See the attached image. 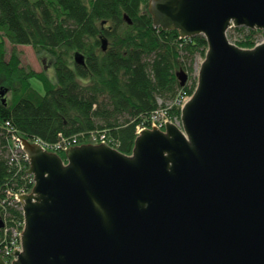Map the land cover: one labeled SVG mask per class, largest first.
<instances>
[{"label": "water", "instance_id": "95a60500", "mask_svg": "<svg viewBox=\"0 0 264 264\" xmlns=\"http://www.w3.org/2000/svg\"><path fill=\"white\" fill-rule=\"evenodd\" d=\"M149 12L208 44L182 123L144 130L130 156L105 142L63 160L25 140L35 186L12 264H264V42L228 38L264 31V0H149Z\"/></svg>", "mask_w": 264, "mask_h": 264}, {"label": "trees", "instance_id": "16d2710c", "mask_svg": "<svg viewBox=\"0 0 264 264\" xmlns=\"http://www.w3.org/2000/svg\"><path fill=\"white\" fill-rule=\"evenodd\" d=\"M259 33L231 28L228 38L252 49ZM25 46L51 60L54 82L22 65L18 47ZM207 50L202 35L183 39L178 31L154 27L149 0H0V89L10 96L6 103L0 96V256L24 229L15 196L35 186L18 139L50 150L95 145L94 137H104L109 147L130 156L139 127H150L156 113L181 120V105L197 86L189 76ZM76 53L84 56V66L75 63ZM180 70L188 75L184 86ZM33 79L45 94L32 87ZM55 152L66 159L65 152Z\"/></svg>", "mask_w": 264, "mask_h": 264}, {"label": "rangeland", "instance_id": "374dc122", "mask_svg": "<svg viewBox=\"0 0 264 264\" xmlns=\"http://www.w3.org/2000/svg\"><path fill=\"white\" fill-rule=\"evenodd\" d=\"M257 44L264 42V31H260L259 34L256 35ZM10 49V48H9ZM18 50L22 52V65L25 67H30L35 72H45L49 79L54 82L55 80V71L52 67V63L50 59L39 57L34 50L31 47H18ZM204 58L197 57L194 64V73L189 78H192L190 81V84H193L194 80L197 82L198 79V72L201 66V63L203 62ZM32 87L37 90L42 95L45 94V88L44 86L37 80L33 79L31 81ZM1 90V89H0ZM10 99V96L7 95L5 98ZM3 260L5 257H2ZM7 264H9L6 260H4ZM14 261V260H13ZM12 264V263H11Z\"/></svg>", "mask_w": 264, "mask_h": 264}, {"label": "built area", "instance_id": "2783aa9c", "mask_svg": "<svg viewBox=\"0 0 264 264\" xmlns=\"http://www.w3.org/2000/svg\"><path fill=\"white\" fill-rule=\"evenodd\" d=\"M190 99L189 98H185L181 107L183 108V106L187 103V101ZM152 122H151V125L150 127L146 128H142V129H138V135L145 129H150V128H166V125L171 123L173 124V122H177V123H182V121H178L177 119L175 120H171V119H168L167 116H166V113L161 111V112H158L156 113L155 117H153V119H151ZM173 121V122H172ZM93 142H95V145H104L105 142H107V140L104 138V137H101L99 140L97 138H93ZM33 144H38L40 145L41 147H44V148H48L47 146H45L44 144H42L41 142L39 141H36V142H33ZM17 147L20 151H24V142L20 139L17 140ZM73 145H77L76 141H73ZM70 148H72V146H70V144H67L65 146H62V145H58L56 148H51L50 151H57V150H62L63 152H66L67 150H69ZM23 195H16L15 196V201H17L18 203H20V198L22 197ZM24 230V229H23ZM22 233L23 231H21L20 233L16 232L14 234V237H15V241L12 243V246L11 247H6V250H5V254L3 257H5L6 259H9V264H11L13 262V260L15 261L16 260V252L18 251H21V237H22ZM3 252V251H2Z\"/></svg>", "mask_w": 264, "mask_h": 264}, {"label": "bare ground", "instance_id": "6f19581e", "mask_svg": "<svg viewBox=\"0 0 264 264\" xmlns=\"http://www.w3.org/2000/svg\"><path fill=\"white\" fill-rule=\"evenodd\" d=\"M154 27H155V26H154ZM233 44H234V43H233ZM257 45H258V44H257ZM144 127H145V126H141V127H139V128L142 129V128H144ZM144 130H145V129H144ZM144 130H143V131H144ZM143 131H142V132H143Z\"/></svg>", "mask_w": 264, "mask_h": 264}]
</instances>
